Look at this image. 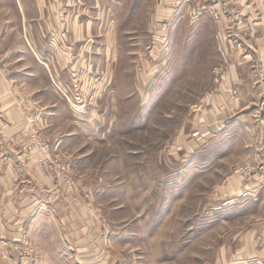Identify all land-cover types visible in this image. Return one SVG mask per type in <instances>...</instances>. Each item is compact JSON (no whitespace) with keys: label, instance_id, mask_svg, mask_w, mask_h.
Listing matches in <instances>:
<instances>
[{"label":"rangeland","instance_id":"1","mask_svg":"<svg viewBox=\"0 0 264 264\" xmlns=\"http://www.w3.org/2000/svg\"><path fill=\"white\" fill-rule=\"evenodd\" d=\"M229 2L103 0L100 11H111L99 18L115 28L116 54L109 56L104 36L96 35L101 24L80 42L93 56L55 55L69 43L64 33L48 41L51 55L36 56L25 37L8 35L0 67L53 110L52 143L31 130L17 145L20 155L41 152L37 163L66 193L58 205L29 180H0V264H237L231 252L241 231L264 216L252 217L256 208L246 209L226 188L254 175L264 182V161L250 150L242 125L241 136L201 132L221 72L218 37L225 30L218 26L229 25L230 41L239 12ZM11 12L3 10V17L19 23ZM24 44L26 56L15 64L11 52ZM101 45L103 55L95 57ZM231 90L228 101L238 102L239 88ZM77 95L87 98L89 113L74 110ZM52 146L60 157L49 158ZM63 167L72 183L57 176ZM79 201L74 219L70 204L79 208Z\"/></svg>","mask_w":264,"mask_h":264},{"label":"crops","instance_id":"2","mask_svg":"<svg viewBox=\"0 0 264 264\" xmlns=\"http://www.w3.org/2000/svg\"><path fill=\"white\" fill-rule=\"evenodd\" d=\"M101 1L103 0H0V57L8 55L7 50H4L8 35L11 39H22V41L26 39L30 46L29 49L31 46L36 48L35 50L33 47L36 53L32 50L35 56L38 53L41 55L50 53L51 55L52 48L48 41L56 33H64L69 43L56 47L55 55L82 56L86 52H91L90 55L93 56V51L85 50L80 42L85 40V36L89 38L94 34V25L97 24L103 25V28L99 34L95 33L104 36L102 40L106 42L105 46H108L104 55L109 56L111 53L115 55L116 53L113 52L116 48L112 42L115 41L113 21L109 19L103 21L99 18V15L102 12L106 13L107 10L110 14L111 9L108 7L100 11ZM232 3L229 2V6L239 11L238 15H236L237 12L234 15V22L231 25L234 35L230 34V37L233 40H227L229 25L221 22L222 24L218 27L220 30H225L218 37L222 56L219 67L222 71L218 74L219 81L215 91L209 96L211 100L208 105L211 107L204 109L201 132L212 138L219 133L223 135L224 130L229 129L226 131H232L234 135L241 136L238 127L242 125L244 126L241 128L242 132L252 137L250 150L257 152L255 158L258 161H264V0H234ZM9 9L11 13L15 12L18 16L19 23L13 17L12 19L3 17V10L6 12ZM102 45L97 47L96 52L94 51L95 57L103 55ZM22 46L23 48L14 49L11 52L13 56L18 57L15 62L18 65H21L20 57L26 56V51H28L26 47L24 48L25 44ZM101 60L97 64L99 67L103 63ZM25 70L30 69L23 68L22 72ZM54 70L59 72L56 66ZM7 72L12 71L8 69ZM233 87L240 90L238 102L228 101L231 98L229 90ZM28 88L25 87V82L9 79L3 67H0V169L5 168L4 173H0V180L9 182L14 179L29 180L31 184L37 185L40 189L48 190L51 193L50 196H53L58 204V195L66 193L65 186L63 184H58L61 185L58 186L50 170L37 163L42 153L37 150L38 154L21 156L23 152L17 146L22 139L27 138L26 133L28 134L31 130L44 133L52 143L50 128L53 110L49 107L51 102L40 98L41 94L38 92L33 91L27 94L25 89ZM16 95L17 97H14ZM226 120L230 121H227L228 126L225 124ZM9 137L16 141L9 144L10 142L5 140ZM54 149L53 146L50 147L48 154L50 159L60 157ZM259 152L261 156L258 155ZM249 180H235L234 192L228 187L226 188L227 193L234 195V201L241 202L246 209L251 206L261 212H255L253 209L252 217L264 216V182L261 184L254 182V180H260L257 175ZM257 186H260L258 190ZM70 205L72 211L70 216L78 219L82 203L79 208L74 203ZM241 232L243 234L237 239L235 250L231 252L232 259L237 264H264V223L252 224L251 229L247 228ZM225 250L227 255L228 249Z\"/></svg>","mask_w":264,"mask_h":264},{"label":"built area","instance_id":"3","mask_svg":"<svg viewBox=\"0 0 264 264\" xmlns=\"http://www.w3.org/2000/svg\"><path fill=\"white\" fill-rule=\"evenodd\" d=\"M222 71V68H218V72ZM231 93L233 91L231 90ZM79 95V94H78ZM76 97L75 103L73 104L74 110L79 114H87L90 111V106L88 105V100L86 97L78 96ZM235 95V94H233ZM90 104V103H89ZM64 168V167H63ZM56 173L59 178H63L66 180L67 183H72V179L68 172H66L65 168L63 170H58L56 168Z\"/></svg>","mask_w":264,"mask_h":264}]
</instances>
